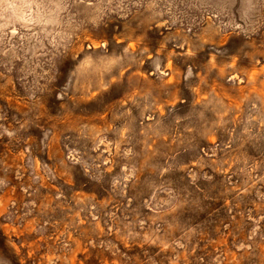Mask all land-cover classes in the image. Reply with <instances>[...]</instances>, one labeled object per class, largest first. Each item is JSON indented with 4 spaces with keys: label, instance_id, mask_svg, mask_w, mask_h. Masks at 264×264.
Here are the masks:
<instances>
[{
    "label": "rangeland",
    "instance_id": "1",
    "mask_svg": "<svg viewBox=\"0 0 264 264\" xmlns=\"http://www.w3.org/2000/svg\"><path fill=\"white\" fill-rule=\"evenodd\" d=\"M0 264H264V0H0Z\"/></svg>",
    "mask_w": 264,
    "mask_h": 264
}]
</instances>
